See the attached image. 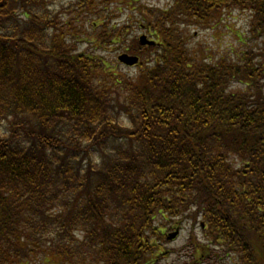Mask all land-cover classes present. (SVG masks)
<instances>
[{"label":"trees","instance_id":"trees-1","mask_svg":"<svg viewBox=\"0 0 264 264\" xmlns=\"http://www.w3.org/2000/svg\"><path fill=\"white\" fill-rule=\"evenodd\" d=\"M51 1L0 0V264H151L157 224L184 213L229 259L264 264V0L144 6L155 54L132 77L78 50ZM97 1L62 4L81 17L65 26L124 41ZM233 9L254 45L198 54L186 26Z\"/></svg>","mask_w":264,"mask_h":264},{"label":"rangeland","instance_id":"rangeland-1","mask_svg":"<svg viewBox=\"0 0 264 264\" xmlns=\"http://www.w3.org/2000/svg\"><path fill=\"white\" fill-rule=\"evenodd\" d=\"M67 1L69 0H52L49 3L50 7L59 9L61 20H65L62 23V30L67 31L68 37L74 38L78 50L97 54L108 64L107 70L111 69L115 76L121 74L126 77L134 76L143 64L145 65L148 61H151L154 56L153 53L155 54L153 49L140 46L139 51L142 52L136 53L140 57L138 64L125 65L117 60V55L126 50L125 46H129L130 40L136 43L142 33H145L148 37L151 35L150 31L152 32V30L145 24L144 18L141 16V9L144 6L151 5L165 7L172 2V0H98L97 3L102 2L99 6V9H102L100 12L106 13V10L109 11V16H111L109 23H115L117 27L125 29H122L125 32L124 41L120 40L115 43L110 41L107 42L108 44L104 48L99 49L90 41L89 35L86 36L81 30L78 34L65 26L68 21L79 24L81 18L74 11L63 12L60 10L62 4ZM92 12L93 10H90L85 15V27L88 31L92 30L91 20L96 19L98 16ZM77 16L79 17L78 20H76ZM248 19L249 13L247 11L233 9L225 14L218 24L210 27L187 25L186 31L190 34L188 43L198 54H205V52L211 55L222 52L238 54L243 47L254 45V39L247 31ZM70 32H74V35H71L73 33ZM200 222L202 223L200 216L192 221L191 217L184 213L161 221L159 225L157 224V226L164 225L162 227L163 234H158L159 236L155 238L158 249L154 251V260L151 264H239L236 259H229V256H225L222 247L208 242ZM175 228L179 229L178 235L174 239H167L166 234ZM77 237H80V233H77ZM53 260L55 261L51 255L44 254L41 250L35 251L28 257L16 259L10 264H48L50 261L54 262ZM59 263L56 262V264ZM85 264H91V260L87 259Z\"/></svg>","mask_w":264,"mask_h":264},{"label":"water","instance_id":"water-1","mask_svg":"<svg viewBox=\"0 0 264 264\" xmlns=\"http://www.w3.org/2000/svg\"><path fill=\"white\" fill-rule=\"evenodd\" d=\"M139 41H140L141 44L152 43V41L148 40L144 34L140 35ZM117 57H118L119 60H121L123 62H126L128 64H131V63H133V62H135L137 60L136 56L129 55V54L125 53V52L120 53ZM175 233L176 232H172L168 237L169 238L173 237L175 235Z\"/></svg>","mask_w":264,"mask_h":264}]
</instances>
